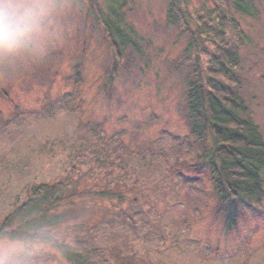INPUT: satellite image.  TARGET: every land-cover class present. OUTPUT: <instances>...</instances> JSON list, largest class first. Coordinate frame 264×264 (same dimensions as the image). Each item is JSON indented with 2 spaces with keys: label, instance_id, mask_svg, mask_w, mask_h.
Instances as JSON below:
<instances>
[{
  "label": "rangeland",
  "instance_id": "374dc122",
  "mask_svg": "<svg viewBox=\"0 0 264 264\" xmlns=\"http://www.w3.org/2000/svg\"><path fill=\"white\" fill-rule=\"evenodd\" d=\"M186 1L177 24L170 0H106L123 32L119 54L96 16L104 0H0V223L33 184L97 190L108 178L126 184L115 198H76L77 222L93 228L98 245L120 244L152 264H264V196L219 210L200 158L212 140L198 141L187 117L194 69L206 82L215 45L229 43L264 134V2L257 17L234 14L239 29L223 35L226 0ZM102 146L106 163L126 170L91 174V151ZM0 264L69 263L51 246L3 238Z\"/></svg>",
  "mask_w": 264,
  "mask_h": 264
},
{
  "label": "trees",
  "instance_id": "16d2710c",
  "mask_svg": "<svg viewBox=\"0 0 264 264\" xmlns=\"http://www.w3.org/2000/svg\"><path fill=\"white\" fill-rule=\"evenodd\" d=\"M104 2V11L100 5H96V16L102 21L115 52L120 54L121 48L124 47L120 42L123 32L111 22L106 11L110 4L106 0ZM186 2L170 0V22L178 24L179 18H186V12L181 8ZM263 2L264 0H226L227 8L223 9L219 23L220 34L225 35L228 27L239 29L234 14L241 17H257ZM202 32V28L192 32L194 35L190 46H193ZM215 46L211 75L207 81L198 75L195 68L197 76L188 82L187 117L191 133L198 141L212 140V144L209 148L205 147L200 158L209 165L217 190L219 210L223 211L224 207L234 201L251 205L261 202L264 196V134L241 93L242 80L237 71L240 66L238 47L223 42ZM101 138L104 137L99 139ZM100 148L91 151V160H94V164L89 166L91 174L101 168L102 177L107 178L106 169L110 166V173L119 174L123 169L126 170L125 167L118 166V163H106L110 151L106 146ZM81 154L77 153L75 157L79 158ZM80 163L83 164L84 160ZM82 178L80 175V179ZM107 180L97 190L91 183L82 189H78V182L68 187L67 180L29 186L25 198L17 199L0 223V239L23 240L51 246L57 249L69 264H152L135 254L126 253L120 244L108 247L98 245L93 236V228L87 226L86 221L77 222L79 208L77 209L76 198L81 202L88 197L112 199L120 186L126 187V184L120 183L119 180ZM117 199L122 200V194H119ZM63 225L75 232L73 238L58 236V230Z\"/></svg>",
  "mask_w": 264,
  "mask_h": 264
}]
</instances>
